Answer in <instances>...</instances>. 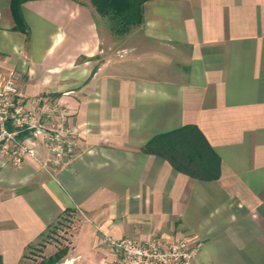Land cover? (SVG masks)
<instances>
[{"label": "crops", "instance_id": "0c3cea01", "mask_svg": "<svg viewBox=\"0 0 264 264\" xmlns=\"http://www.w3.org/2000/svg\"><path fill=\"white\" fill-rule=\"evenodd\" d=\"M0 0V72L40 111L68 109L60 166H0V256L27 254L64 213L59 264H110L104 236L199 245V264H264V0H146L123 35L86 1ZM21 25V26H20ZM195 126L220 159L200 180L141 149Z\"/></svg>", "mask_w": 264, "mask_h": 264}, {"label": "built area", "instance_id": "2783aa9c", "mask_svg": "<svg viewBox=\"0 0 264 264\" xmlns=\"http://www.w3.org/2000/svg\"><path fill=\"white\" fill-rule=\"evenodd\" d=\"M67 113L66 107L57 104L40 111L27 107L15 75L0 72V166L18 168L36 160L38 143L47 152L44 166L65 163L76 148L73 130L66 124ZM104 240L114 252L110 264H199V245L187 238L104 236Z\"/></svg>", "mask_w": 264, "mask_h": 264}, {"label": "trees", "instance_id": "16d2710c", "mask_svg": "<svg viewBox=\"0 0 264 264\" xmlns=\"http://www.w3.org/2000/svg\"><path fill=\"white\" fill-rule=\"evenodd\" d=\"M23 1L25 0H11V10L17 23L20 22L17 6ZM145 1L90 0L96 12L105 17L109 30L115 35H123L131 28L141 24V6ZM21 25L25 27L22 23ZM141 150L144 153L158 155L168 160L175 170L200 180L217 179L220 173L219 157L195 126H184L175 131L158 135ZM66 254L67 248H63L43 259L39 264H58ZM0 264H3L1 256Z\"/></svg>", "mask_w": 264, "mask_h": 264}, {"label": "rangeland", "instance_id": "374dc122", "mask_svg": "<svg viewBox=\"0 0 264 264\" xmlns=\"http://www.w3.org/2000/svg\"><path fill=\"white\" fill-rule=\"evenodd\" d=\"M88 2L92 7L90 0H80ZM95 10V8L93 7ZM96 12V10H95ZM97 13V12H96ZM100 17V26L107 28L108 24L105 17L97 13ZM76 213H66L61 220H58L52 227L47 229L39 238L38 243L32 246V251L27 254L28 264H39L43 259H46L56 253L58 250L67 248V243L70 240L74 225L77 221ZM59 264V263H58Z\"/></svg>", "mask_w": 264, "mask_h": 264}]
</instances>
